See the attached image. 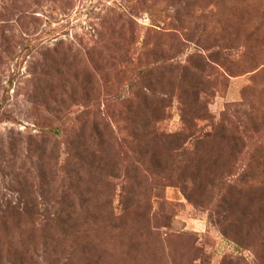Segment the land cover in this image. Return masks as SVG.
Instances as JSON below:
<instances>
[{
	"label": "rangeland",
	"instance_id": "obj_1",
	"mask_svg": "<svg viewBox=\"0 0 264 264\" xmlns=\"http://www.w3.org/2000/svg\"><path fill=\"white\" fill-rule=\"evenodd\" d=\"M0 264H264V0H0Z\"/></svg>",
	"mask_w": 264,
	"mask_h": 264
},
{
	"label": "trees",
	"instance_id": "obj_2",
	"mask_svg": "<svg viewBox=\"0 0 264 264\" xmlns=\"http://www.w3.org/2000/svg\"><path fill=\"white\" fill-rule=\"evenodd\" d=\"M19 218L21 217V216H18ZM58 219V218H57ZM50 221H55V218H51V219H49Z\"/></svg>",
	"mask_w": 264,
	"mask_h": 264
}]
</instances>
